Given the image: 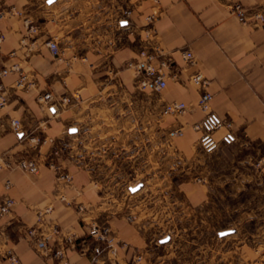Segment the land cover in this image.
Masks as SVG:
<instances>
[{
    "label": "crops",
    "instance_id": "0c3cea01",
    "mask_svg": "<svg viewBox=\"0 0 264 264\" xmlns=\"http://www.w3.org/2000/svg\"><path fill=\"white\" fill-rule=\"evenodd\" d=\"M233 3L242 4L246 22L231 12ZM115 4L117 0H0V9L14 6L22 12L0 19L5 35L0 65L18 63L32 81L29 88L15 90L17 73L2 78L8 100L0 109V204L6 197L14 203L8 214L0 215V264H9L3 256L9 249L20 264H51L23 237V230L35 223L37 210L47 205L52 211L46 219L74 234L67 251L71 264H135L147 244L126 213L112 212L104 204L88 168L62 153L59 138L66 127L54 117L55 108L39 103L43 91H51L56 99L77 93L81 101L137 98L136 93L143 92L157 98L164 128L165 104L183 102L186 109L174 121L183 131L176 143L192 160L202 149L211 154L232 142L241 147L264 143V26L254 17L264 14V0H156L146 8L147 15L155 12L148 37L141 33V17L132 11L127 21L117 19L121 28L116 26ZM50 40H56L61 58L52 56ZM155 46L171 56L173 74L162 90H142L140 76L128 64L143 61L140 51L153 53ZM184 49L191 51L192 63L183 59ZM152 64L159 66V59ZM196 72L208 81L204 88L213 94L210 111L220 121L205 145L202 131L193 127L205 115L197 106L200 88L191 81ZM14 119L20 124L18 133L11 125ZM22 158L35 159L37 172L18 168ZM258 161L264 176V158ZM49 162L71 180L59 179ZM92 220L107 223L115 238V252L105 249L95 260L88 237Z\"/></svg>",
    "mask_w": 264,
    "mask_h": 264
},
{
    "label": "rangeland",
    "instance_id": "374dc122",
    "mask_svg": "<svg viewBox=\"0 0 264 264\" xmlns=\"http://www.w3.org/2000/svg\"><path fill=\"white\" fill-rule=\"evenodd\" d=\"M117 1L116 26L132 11L148 37L155 12L146 8L156 0ZM136 96L71 99L54 115L66 127L62 153L88 168L104 204L144 234L135 264H264V143L202 149L192 160L177 147L178 114L167 113L164 128L157 98ZM92 222L108 225L92 220L90 241Z\"/></svg>",
    "mask_w": 264,
    "mask_h": 264
},
{
    "label": "built area",
    "instance_id": "2783aa9c",
    "mask_svg": "<svg viewBox=\"0 0 264 264\" xmlns=\"http://www.w3.org/2000/svg\"><path fill=\"white\" fill-rule=\"evenodd\" d=\"M231 12H233L240 22H246L245 9L240 3H233L231 6ZM22 12L16 10L14 6H10L8 9H0V19L9 15H21ZM255 19L258 21L259 26H264V14L255 13ZM29 29H31L29 27ZM151 28L150 31H152ZM5 35L0 32V44L4 41ZM48 47L53 57L59 59L62 56L56 40L48 41ZM153 53L146 52L145 50L140 51V56L144 58L140 62H129L132 68L136 70L137 76H140L139 86L141 88H151L155 91H160L167 86L168 78L173 74L172 67L174 65L171 56L164 55L158 47H154ZM183 59L192 63L193 55L190 50L181 51ZM10 55H14V51L10 52ZM153 59H159V66L152 64ZM10 73H17L18 77L14 81L12 88L15 90H21L29 88L32 81L29 76L20 68L18 63H12L9 66L0 65V109L3 108L8 100L6 89L2 84V78ZM191 81L195 86L200 88V94L197 100V106L205 113L203 119L193 125L195 130L202 131V142L210 140V133L220 126V121L210 111V102L213 98V94L207 91L204 87L208 81L200 73L196 72L191 76ZM78 94L74 93L72 96H66L59 99L54 98L51 91H43L38 96L40 103L46 104L47 107H53L56 109L57 106L69 102L71 99H77ZM186 109V104L183 102L171 101L167 102L164 106L165 113L181 114ZM12 128L15 132H20L19 121L14 119L11 121ZM181 129H177L175 134L180 135ZM24 133L21 134V137ZM20 137V138H21ZM30 140L38 143L39 138L34 139L29 137ZM49 166L57 170V177L59 179L71 180V176L59 169L53 162H49ZM17 167L31 173H35L38 170V164L35 159L22 158L18 161ZM11 183L6 182L5 186L9 188ZM61 200H65L63 196H60ZM14 200L10 197H6L0 204V215L8 214ZM80 210V207H79ZM52 211V206L47 205L44 208L38 209L36 212V221L33 225L26 227L23 230V237L29 242L34 250L43 259L50 261L51 264H71L67 255V251L73 245L74 234L64 231L56 223L52 222L51 219H46ZM89 236L93 243L92 251L94 260L101 254L105 249H110L113 253L115 252L114 243L115 239L111 235L110 227L106 224L100 225L96 222H92L89 226ZM125 244V243H123ZM5 259L8 260L9 264H20L18 256L12 251L7 250Z\"/></svg>",
    "mask_w": 264,
    "mask_h": 264
},
{
    "label": "water",
    "instance_id": "95a60500",
    "mask_svg": "<svg viewBox=\"0 0 264 264\" xmlns=\"http://www.w3.org/2000/svg\"><path fill=\"white\" fill-rule=\"evenodd\" d=\"M123 23H125V22H123ZM228 232H229V230H226V231L220 232V235L227 234Z\"/></svg>",
    "mask_w": 264,
    "mask_h": 264
}]
</instances>
